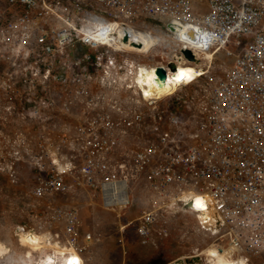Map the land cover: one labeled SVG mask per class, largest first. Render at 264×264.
<instances>
[{
    "label": "built area",
    "instance_id": "1",
    "mask_svg": "<svg viewBox=\"0 0 264 264\" xmlns=\"http://www.w3.org/2000/svg\"><path fill=\"white\" fill-rule=\"evenodd\" d=\"M125 28L153 38L151 48L129 51L120 41ZM185 46L201 64L211 52L231 66L209 86L201 75L167 95H146L148 72L164 67L169 78L177 72L172 62L200 68L174 58ZM0 64V117L15 114L43 128L41 156L31 162L50 172L38 176L36 195L54 198L79 186L106 208H126L136 180L148 204L135 221L142 244L168 235L173 214L191 211L197 232L227 257L252 264L264 253V0H6ZM59 104L85 111L76 183L63 159L68 136L54 140L47 125ZM125 139L127 161L115 158ZM50 218L64 224L67 264H84L78 209L54 207Z\"/></svg>",
    "mask_w": 264,
    "mask_h": 264
},
{
    "label": "rangeland",
    "instance_id": "2",
    "mask_svg": "<svg viewBox=\"0 0 264 264\" xmlns=\"http://www.w3.org/2000/svg\"><path fill=\"white\" fill-rule=\"evenodd\" d=\"M5 3L6 0H0V16ZM203 63H198L206 73L202 74L200 83L209 86L225 76L231 59L226 55L214 58L213 54ZM2 70L3 65L0 64V72ZM195 89L196 86L189 87L191 92ZM84 113L80 106L67 111L59 104L52 109L47 123L54 140L59 138V134L68 136L63 159L72 163L68 177L71 183L80 179L82 158L76 147V132ZM41 126L15 114L0 117V244L10 250L7 255H2L0 251V264H67L68 236L64 232V224H51L50 213L54 207L78 209L80 244L87 246L84 264H170L179 256L185 258L200 254L211 243L210 236L197 232V215L187 211L172 215L168 237L157 236L150 245L142 244L135 232V221L148 204L136 180L130 183L132 203L126 208H106L99 199L79 186L54 198L36 195L34 187L38 176L50 172L39 170L31 162V156H41L38 149V144L44 141ZM129 143L124 140L115 158L127 161L132 148ZM22 229H36L40 234L52 237L53 242L33 246L21 235ZM87 233L93 235L90 245L83 241ZM63 248L67 257L60 253ZM29 252H32L33 258L28 257ZM202 257L204 263L196 264H207L206 255ZM252 261V264H264V253L253 256Z\"/></svg>",
    "mask_w": 264,
    "mask_h": 264
},
{
    "label": "bare ground",
    "instance_id": "3",
    "mask_svg": "<svg viewBox=\"0 0 264 264\" xmlns=\"http://www.w3.org/2000/svg\"><path fill=\"white\" fill-rule=\"evenodd\" d=\"M141 41L145 44L144 49L141 51H148L151 46L154 43V39H148L145 36L141 37ZM127 47V46H126ZM129 51H137L138 49L132 48V47H127ZM213 56V53L208 52L206 55V60L211 59ZM199 63V62H198ZM200 67V65H199ZM204 74V71L202 69L197 68L193 64H182L179 65L178 70L176 73H171L169 75V78L167 80H160V78L157 76L156 73H151L148 72L146 75L142 76L141 80V85L143 90L145 91L146 95H167L171 93L174 89L175 85H178V83L186 81V82H192L199 76ZM32 229L28 230V233L26 234L27 240L32 244L33 246L36 245L37 247L39 246H44L46 244H49L53 242L52 237H49L47 235H42L38 231L35 232L36 237L35 238H30L29 237V232ZM3 249V248H1ZM65 248H63L60 253L65 257L66 252L64 251ZM10 250H8L9 252ZM198 251V249H197ZM200 251V250H199ZM68 253V252H67ZM59 255V254H58ZM197 255L205 256L206 255V263L207 264H248L244 259H234L227 257L225 254H223L220 250H218L215 246H208L206 247L200 254L197 253ZM34 256L32 252L28 253V257ZM67 257V256H66ZM68 256L67 262L69 260ZM33 258V257H32ZM52 260V259H51ZM79 257L74 255L72 257V261H78ZM52 262H54L52 260ZM204 263V262H203Z\"/></svg>",
    "mask_w": 264,
    "mask_h": 264
},
{
    "label": "water",
    "instance_id": "4",
    "mask_svg": "<svg viewBox=\"0 0 264 264\" xmlns=\"http://www.w3.org/2000/svg\"><path fill=\"white\" fill-rule=\"evenodd\" d=\"M142 36H145L148 39H153L140 30H135L132 33H130L129 30L125 28L120 31V41H122L127 47H132V48L139 49V50H143L145 46L143 41H141ZM184 56L191 61H195L197 63L200 62V60L193 53V51L187 48L186 46L183 47L182 53H177L176 55H174V58L175 59L177 58L180 61H182ZM170 68L173 72H176L178 70V64L175 62H172L170 63ZM157 75L162 81L168 79V73L164 67L157 68ZM35 232L36 230L32 229L29 232V237L35 238L36 237ZM202 262H203V257L201 255H192V256H187L185 258H178L177 260L171 262L170 264H196V263H202Z\"/></svg>",
    "mask_w": 264,
    "mask_h": 264
},
{
    "label": "crops",
    "instance_id": "5",
    "mask_svg": "<svg viewBox=\"0 0 264 264\" xmlns=\"http://www.w3.org/2000/svg\"><path fill=\"white\" fill-rule=\"evenodd\" d=\"M26 233H28V231H27ZM25 235H26V234H25ZM83 241H84V243H87V244H89V245L92 243V242H88V241L86 240V238H83ZM1 248H3V249H1ZM8 250H9L8 248H6V247L3 246L2 244H0V251H2V253H1L2 255H3V254H6V255H7V253H9ZM178 258H181V256L177 257V259H178Z\"/></svg>",
    "mask_w": 264,
    "mask_h": 264
},
{
    "label": "trees",
    "instance_id": "6",
    "mask_svg": "<svg viewBox=\"0 0 264 264\" xmlns=\"http://www.w3.org/2000/svg\"><path fill=\"white\" fill-rule=\"evenodd\" d=\"M170 234H171V230H170V233H169L168 235H164L163 237L166 238V237H168ZM163 237H162V238H163Z\"/></svg>",
    "mask_w": 264,
    "mask_h": 264
},
{
    "label": "snow or ice",
    "instance_id": "7",
    "mask_svg": "<svg viewBox=\"0 0 264 264\" xmlns=\"http://www.w3.org/2000/svg\"><path fill=\"white\" fill-rule=\"evenodd\" d=\"M197 203H200V201H197Z\"/></svg>",
    "mask_w": 264,
    "mask_h": 264
}]
</instances>
